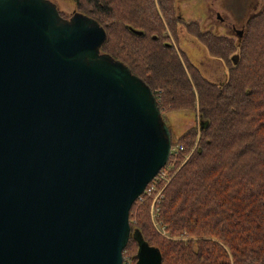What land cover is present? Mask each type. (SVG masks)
Listing matches in <instances>:
<instances>
[{
  "label": "water",
  "instance_id": "1",
  "mask_svg": "<svg viewBox=\"0 0 264 264\" xmlns=\"http://www.w3.org/2000/svg\"><path fill=\"white\" fill-rule=\"evenodd\" d=\"M105 39L51 0H0V264H123L129 211L171 131ZM137 249L135 264L162 263Z\"/></svg>",
  "mask_w": 264,
  "mask_h": 264
},
{
  "label": "trees",
  "instance_id": "2",
  "mask_svg": "<svg viewBox=\"0 0 264 264\" xmlns=\"http://www.w3.org/2000/svg\"><path fill=\"white\" fill-rule=\"evenodd\" d=\"M70 1L105 30L101 52L149 86L163 119L184 110L198 117L171 137L182 146L168 159L178 171L157 204L168 237L153 227L151 198L142 197L129 211L123 262L129 255L135 264L146 242L160 251L161 264H264V1L240 39L184 20L175 0ZM178 28L222 61L221 84L176 46Z\"/></svg>",
  "mask_w": 264,
  "mask_h": 264
},
{
  "label": "rangeland",
  "instance_id": "3",
  "mask_svg": "<svg viewBox=\"0 0 264 264\" xmlns=\"http://www.w3.org/2000/svg\"><path fill=\"white\" fill-rule=\"evenodd\" d=\"M51 1H53L55 5H57L59 11L66 16H70L75 11L74 4H72L73 2L70 0ZM263 1L264 0H175V8L178 15L184 20H188V22L189 20H197L206 30L210 29L218 35L235 37L233 29L231 30L227 27L232 26L235 30H244L245 22H247L252 14L259 11ZM178 29L179 34L178 38H176L178 39V41L176 40V46L186 53L193 64L198 66L207 80L216 84H221L226 78V70L222 61L210 56L200 42L190 38L184 31H181L180 28ZM163 120L171 131L172 140L175 141L186 129L197 124L198 117L193 112L184 110L168 113ZM175 146L176 145H174V147ZM177 171L178 169L176 172ZM161 197L158 199L157 203H155L156 207ZM159 227L161 228L160 225ZM125 256H128L132 261L129 255Z\"/></svg>",
  "mask_w": 264,
  "mask_h": 264
},
{
  "label": "built area",
  "instance_id": "4",
  "mask_svg": "<svg viewBox=\"0 0 264 264\" xmlns=\"http://www.w3.org/2000/svg\"><path fill=\"white\" fill-rule=\"evenodd\" d=\"M180 150H182L181 145H176L173 148L171 147L169 156L172 155L173 157L174 155H177ZM176 161H177V158L174 157L171 163H175ZM175 173H176V170L173 171L172 164H168L167 162L166 165L162 169H160L156 177L147 184V186L144 189V192L140 196H138V199H137L139 201H142L143 199L142 197L151 198V204H150V210H149L150 220H151L153 227L157 230V232L164 237H168V235H166L167 233L165 232L161 223L157 221L158 220V209H157L158 207L155 206V203H157L158 199L161 197L160 195H161L162 190L170 182V180L175 175ZM159 185H161L160 188H159ZM157 224H159L161 228ZM131 262L132 261L130 260V258H128V256H125L123 263L132 264Z\"/></svg>",
  "mask_w": 264,
  "mask_h": 264
},
{
  "label": "flooded vegetation",
  "instance_id": "5",
  "mask_svg": "<svg viewBox=\"0 0 264 264\" xmlns=\"http://www.w3.org/2000/svg\"><path fill=\"white\" fill-rule=\"evenodd\" d=\"M227 28H230L231 30L233 29V32H234L235 37H240L243 34V31H244L242 29L241 30H235L234 27H232V26H229Z\"/></svg>",
  "mask_w": 264,
  "mask_h": 264
}]
</instances>
